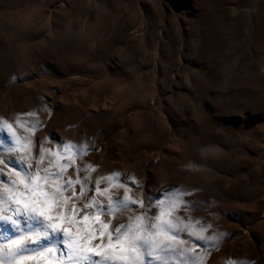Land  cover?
I'll return each mask as SVG.
<instances>
[{"label": "rangeland", "instance_id": "1", "mask_svg": "<svg viewBox=\"0 0 264 264\" xmlns=\"http://www.w3.org/2000/svg\"><path fill=\"white\" fill-rule=\"evenodd\" d=\"M17 116L45 148L85 146L92 188L189 189L225 234L208 264H264V0H0V119L24 137Z\"/></svg>", "mask_w": 264, "mask_h": 264}, {"label": "snow or ice", "instance_id": "2", "mask_svg": "<svg viewBox=\"0 0 264 264\" xmlns=\"http://www.w3.org/2000/svg\"><path fill=\"white\" fill-rule=\"evenodd\" d=\"M15 125L27 135L21 137L12 123L0 119V132L9 137L0 140V264H208L209 251L223 241L225 234L206 236L210 225L187 215L195 208L185 199L189 189L172 187L161 189L160 198H134L132 187L143 191L142 186L135 177L114 183L119 181L115 172L98 178L92 188L94 167L76 163L85 146L61 141L63 151L45 148L33 140L39 123L17 116ZM69 168L83 178L69 176ZM112 187L122 188L123 197H114ZM181 209L183 219L175 215ZM129 210L134 214L117 219ZM228 264L251 262L237 258Z\"/></svg>", "mask_w": 264, "mask_h": 264}]
</instances>
